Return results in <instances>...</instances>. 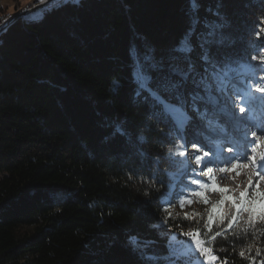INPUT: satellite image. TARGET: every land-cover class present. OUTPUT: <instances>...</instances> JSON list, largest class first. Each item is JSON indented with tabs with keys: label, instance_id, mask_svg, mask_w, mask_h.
<instances>
[{
	"label": "trees",
	"instance_id": "16d2710c",
	"mask_svg": "<svg viewBox=\"0 0 264 264\" xmlns=\"http://www.w3.org/2000/svg\"><path fill=\"white\" fill-rule=\"evenodd\" d=\"M21 17L0 31V264H264V218L183 167V131L137 77L149 58L197 78L215 66L239 84L226 105L263 115L264 0H65Z\"/></svg>",
	"mask_w": 264,
	"mask_h": 264
},
{
	"label": "rangeland",
	"instance_id": "374dc122",
	"mask_svg": "<svg viewBox=\"0 0 264 264\" xmlns=\"http://www.w3.org/2000/svg\"><path fill=\"white\" fill-rule=\"evenodd\" d=\"M34 1L35 0H0V8L1 12H3L1 14H8L9 17L14 16L15 19L20 18V12L24 7L33 9L39 5L37 2L34 3ZM50 1L52 2L54 0ZM41 15L42 11L40 10L31 13L32 18L40 17ZM188 35L187 39L192 41L193 35H190V33H188ZM170 63L176 64V61ZM167 65H165L166 68ZM192 69L195 70L196 66H192ZM139 83L144 90L149 91L166 114L169 112L174 123L185 132V134L181 133L183 144L180 149V155L181 157L188 159V161L183 164V167L186 168V170H189V172L193 174V177L204 178L202 173L205 171L206 176L211 177L215 181V184L219 188L224 189V192L233 200L240 199L241 193H248V191H254L256 189L260 191L264 197V167L259 166L262 162V157H264V114H258L256 110H253L254 106L252 103L247 106L246 110L241 108V106L230 108L228 105H225L228 113L223 111L217 112L213 115L210 112L206 119L212 120L213 124H216V121H218L217 123L219 124L218 127L217 124L216 126L211 127L212 130L207 129V125L203 122L199 124L196 119L181 127L177 121L182 119V115L177 113V111H174L172 105H170L164 98L151 90L147 78L145 77L143 82L140 80ZM234 83L235 86L239 87L238 83ZM234 83L229 82L228 87V96L232 101H234L236 96L239 95L238 88L233 87ZM241 109H243V111H241ZM220 125L226 129L221 128ZM235 128L238 129V131H236L237 134L235 133ZM219 130L224 134L223 136L225 139H233L236 140V142L233 144L235 147V149L232 150L233 156L227 159L226 164L224 161L223 165L216 167L214 158L217 157L218 145L221 144L214 147V143L221 142L217 137L220 136ZM190 132L192 133L190 134ZM239 132L242 134V137ZM193 133L200 134L196 138V135ZM204 134L207 136L210 135V137L205 140L202 138V136H205ZM225 144H227V149L230 148L231 145H229V141ZM191 146H194L196 149L194 148L191 150ZM221 147L223 148V146ZM221 151L222 149H220V152ZM235 155H238V157H235ZM194 156L202 157V159H204L203 163L189 160V158ZM220 157L219 154L218 159L222 160ZM253 159L257 161L256 166H253L252 164ZM211 164L213 168L211 167ZM188 184L191 183L188 182ZM213 197H218V195H210V198ZM164 235L165 231H161V236Z\"/></svg>",
	"mask_w": 264,
	"mask_h": 264
},
{
	"label": "snow or ice",
	"instance_id": "6c2138e0",
	"mask_svg": "<svg viewBox=\"0 0 264 264\" xmlns=\"http://www.w3.org/2000/svg\"><path fill=\"white\" fill-rule=\"evenodd\" d=\"M189 50L187 42L180 49L181 52ZM204 59H207V56ZM153 71L159 72L161 75L160 88L163 90L162 94L172 95L178 101L183 99L182 104L178 102L173 108L182 115V119L177 121L181 127L196 118L201 120L206 119L210 112L213 115L217 112H223V106L229 102L227 72L221 75L215 66L213 67L211 77L207 75V69H205V75L197 78L196 73L192 71L191 65H189V71H185L181 66L172 63H169L166 68L162 61L156 62L152 58H149L141 65L137 77L143 82L145 77L150 76ZM189 75L192 76L191 83L193 85V90L190 92L184 87L189 82ZM181 108H183V111H181ZM208 123L211 125L213 121L208 120ZM218 126L219 124L217 123ZM252 164L256 166L257 161L253 159ZM259 166L264 167V157H262V162ZM222 191L224 190L222 189ZM244 196L245 193H241L239 202L233 206L238 210L247 208L250 213H256L264 218V213L257 211L258 198L260 196L259 191L255 193V199L251 202L246 201ZM249 203H251V206H249Z\"/></svg>",
	"mask_w": 264,
	"mask_h": 264
},
{
	"label": "bare ground",
	"instance_id": "6f19581e",
	"mask_svg": "<svg viewBox=\"0 0 264 264\" xmlns=\"http://www.w3.org/2000/svg\"><path fill=\"white\" fill-rule=\"evenodd\" d=\"M65 0H57V2H55V3H53L52 5H50L48 8H33V9H31V10H29L28 12H26L25 14H20L21 16H25V17H27V18H29V17H31V13L32 12H34V11H36V10H40V11H44V10H46V9H49V8H51V7H53V6H56V5H58V4H60V3H62V2H64ZM67 1V0H66ZM1 3V2H0ZM3 13V12H2ZM20 13H22V11L20 12ZM0 16H2V14L0 15ZM14 19V17H9V18H7L6 20H4L1 24H0V31H1V29L4 27V25L6 24V23H8L9 21L11 22V20H13ZM8 25V24H7ZM231 87V86H230ZM172 109H173V107H172ZM174 111H176L175 109H173ZM171 111V110H170ZM199 124H201V122L200 121H197ZM217 122L218 121H216V124H217ZM221 126V125H220ZM221 128H225V127H223V126H221ZM226 129V128H225ZM183 131V130H182ZM236 131H238V129L237 128H235V133L237 134V132ZM183 133L185 134V132L183 131ZM192 132H190V134H191ZM194 134V133H193ZM199 134L200 133H195L194 135H196V138L199 136ZM239 134H240V132H239ZM205 136H202V138L203 139H207L208 137H210V135L209 136H207L206 134H204ZM219 135L220 136H217L218 137V139H220L221 140V144H223V143H226L227 141H229V143H231V142H233L234 140H227V139H225L224 138V134L223 133H221V131H219ZM207 136V137H206ZM240 136L242 137V134H240ZM206 137V138H205ZM200 138V137H199ZM217 143L218 142H215L214 143V147L215 146H217ZM219 149V148H218ZM228 151H230V150H228ZM230 152H232V151H230ZM217 157L216 158H219V156L218 155H216ZM220 158H222L223 157V154L222 153H220ZM216 158H214V160H216ZM223 161V160H222ZM218 162V161H217ZM220 163H224V161L223 162H221V161H219ZM224 172V171H223Z\"/></svg>",
	"mask_w": 264,
	"mask_h": 264
},
{
	"label": "built area",
	"instance_id": "2783aa9c",
	"mask_svg": "<svg viewBox=\"0 0 264 264\" xmlns=\"http://www.w3.org/2000/svg\"><path fill=\"white\" fill-rule=\"evenodd\" d=\"M37 2V4H39L36 8H48L50 5H52L53 3L57 2V0L54 1H50V0H35L34 3ZM47 4V5H46ZM29 10H31L29 7H24L22 9V13L20 14H25L26 12H28ZM14 17V16H13ZM7 18H9L8 14L2 15L0 16V24L6 20Z\"/></svg>",
	"mask_w": 264,
	"mask_h": 264
},
{
	"label": "water",
	"instance_id": "95a60500",
	"mask_svg": "<svg viewBox=\"0 0 264 264\" xmlns=\"http://www.w3.org/2000/svg\"><path fill=\"white\" fill-rule=\"evenodd\" d=\"M14 19H15V17H14Z\"/></svg>",
	"mask_w": 264,
	"mask_h": 264
}]
</instances>
